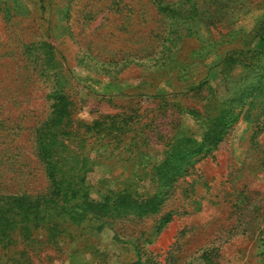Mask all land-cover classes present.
I'll list each match as a JSON object with an SVG mask.
<instances>
[{
	"label": "rangeland",
	"instance_id": "1",
	"mask_svg": "<svg viewBox=\"0 0 264 264\" xmlns=\"http://www.w3.org/2000/svg\"><path fill=\"white\" fill-rule=\"evenodd\" d=\"M263 20L264 0H0V194L48 193L36 141L53 119V94L66 99L62 126L76 137L96 120L131 118L125 136L90 137V200L138 181V164L144 179L137 190L154 194L163 134L178 124L198 140L203 134L173 104L203 108L206 101L188 90L208 69L211 92L225 101L220 69L212 66L233 48L264 47ZM258 65L240 86L264 81V56ZM240 73L230 66L234 78ZM160 95L167 103L154 98ZM256 105L263 114L242 115L217 147L163 188L158 214L105 218L96 231L65 222L64 241L42 244L39 235L32 244L23 236L9 256L21 264H264V98ZM131 139L142 146L141 158L137 149L129 158L104 147ZM168 213L172 221L157 233Z\"/></svg>",
	"mask_w": 264,
	"mask_h": 264
},
{
	"label": "trees",
	"instance_id": "2",
	"mask_svg": "<svg viewBox=\"0 0 264 264\" xmlns=\"http://www.w3.org/2000/svg\"><path fill=\"white\" fill-rule=\"evenodd\" d=\"M258 37L264 38V20L260 24ZM262 56H264V47L233 48L220 56V61L212 67L220 69L221 80L228 95L225 101H219V98L211 92L208 69L201 74L199 81L190 85L188 90L194 93L195 97H201L206 101L203 108L173 104L179 108V114L188 115L198 122L203 130L202 138L198 140L179 124L168 134H163L164 157L158 165L152 167L155 174L151 176L152 182H158L159 188L150 195L140 194L135 186L144 179L139 174V168L142 167L138 164L134 174L139 177H136L138 181L127 179L124 189L111 191L102 202L89 199L86 176L94 170V164L88 156L90 150L88 147L92 144L90 137L93 139L96 137L97 139L94 140L97 142L99 140L97 136H101L100 140L125 136L133 131L131 118L123 119L115 115L96 120L86 125L85 133H80L76 137L62 126L69 116L66 99L60 94H53V119H50L38 132L36 141L37 155L46 166L50 188L48 193L38 196L26 193L0 194V264L8 263H4L2 259L4 256H9L11 249L16 247L18 240L23 236L32 244L37 242L39 235L45 239L42 244H58L64 241L67 228L65 222H72L77 227L91 226L92 230L96 231L100 229L105 218L158 214L163 206V196L166 194L163 188H171L177 176L187 174L199 156L217 147L225 138L229 125L238 122L242 115L248 121L251 117L250 112L256 109L263 114V108L257 107L256 104L258 99L264 98V81L256 82L253 87L240 86V82L245 78L243 74H249L260 68L258 64ZM232 65L240 67L241 73L238 79L229 74ZM205 90L210 91L206 97H202ZM154 98H160L164 103L168 101L167 95L154 96ZM104 147L111 154L118 152L119 157L129 154L128 157L131 158L135 149L138 151V157L140 154L143 156L140 151L142 146L134 139L123 146L118 143H108ZM172 216L173 213H168L161 219L155 227L157 233L167 227L172 221ZM16 258V255H11L7 261H11V264H21ZM132 264L149 263L139 260Z\"/></svg>",
	"mask_w": 264,
	"mask_h": 264
}]
</instances>
